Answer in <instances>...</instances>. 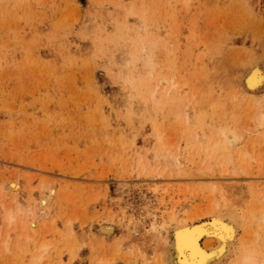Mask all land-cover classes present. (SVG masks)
<instances>
[{"label": "rangeland", "instance_id": "obj_1", "mask_svg": "<svg viewBox=\"0 0 264 264\" xmlns=\"http://www.w3.org/2000/svg\"><path fill=\"white\" fill-rule=\"evenodd\" d=\"M227 175L264 264V0H0V264H176Z\"/></svg>", "mask_w": 264, "mask_h": 264}, {"label": "bare ground", "instance_id": "obj_2", "mask_svg": "<svg viewBox=\"0 0 264 264\" xmlns=\"http://www.w3.org/2000/svg\"><path fill=\"white\" fill-rule=\"evenodd\" d=\"M258 64V63H257ZM261 68V67H260ZM229 143V142H228ZM231 143V141H230ZM232 144V143H231ZM249 165V163H248ZM215 167V166H214ZM212 169V168H211ZM216 169V168H214ZM235 170V169H234ZM228 171V170H227ZM215 170H213L212 172H207L206 171V175L208 176H215ZM218 172V171H217ZM226 172V171H225ZM204 174V172H202ZM200 173V174H202ZM234 174H238V173H234ZM204 175V176H206ZM220 176V175H219ZM218 177V176H217ZM223 177V176H222ZM242 177V176H241ZM205 178V177H204ZM203 178V179H204ZM216 178V177H215ZM220 178V177H219ZM207 179V178H206ZM225 179V183H227V185L223 186V188L221 189V194H220V198L219 199V203H223V205H219L218 201L216 202V209H211L210 207V214H209V218L205 219V220H201L199 222H190L191 218L190 216L188 217L190 221L188 220H182V219H177L178 216H175V220L177 222L176 226L168 229L167 226H163L162 228H164L165 230H167L166 232L171 236V239H169L168 241L171 240V253L175 256V259L177 261L176 264H211L214 260L219 259V258H223L226 257L225 255L227 254V252L229 253L230 249L232 247H234V244H236V241L238 240V227L240 225L238 219V213L237 211L238 208H236V204L235 206L232 205V203L230 204V201H228V199L226 198L227 196H235V194H239L241 193V191H245L247 189V187H249V185L244 189L241 188V186H244L243 184L240 185H236L234 182H237V180H234L235 177H224ZM217 180V179H216ZM219 180V179H218ZM207 181L206 183L211 185L213 181L211 180H205ZM217 183V182H216ZM240 183V182H239ZM218 184V183H217ZM224 184V183H223ZM214 187V186H213ZM241 188V189H239ZM261 188V187H260ZM240 191H239V190ZM250 190V189H249ZM255 190V189H254ZM262 190V189H261ZM224 191V192H223ZM239 191V192H236ZM248 191V189H247ZM251 191V190H250ZM258 190L254 191L255 194L253 197H256L257 195H261L264 192H257ZM263 191V190H262ZM234 192V193H233ZM246 192V191H245ZM232 193V194H231ZM247 193V192H246ZM244 193H242L241 195H243ZM240 195V194H239ZM251 194L249 193V196ZM232 196V198H233ZM258 196V197H259ZM242 197V196H241ZM252 197V196H251ZM256 197V204L257 207L252 211L253 213H251L250 218L251 219V224H254V222H256V224L259 227H263L264 226V205H260V202L263 198L264 200V195L263 197H261L260 199ZM231 198V197H229ZM241 200H239L240 202H243L245 199V196L243 198H240ZM243 199V201H242ZM248 200V199H247ZM260 200V202H259ZM262 200V201H263ZM249 201V200H248ZM254 202V201H253ZM259 202V203H258ZM233 203V204H234ZM246 203V202H244ZM264 203V202H263ZM241 205V203H239ZM253 204V203H252ZM255 204V205H256ZM231 205V206H230ZM223 206H229L227 208H229V211L223 213L222 212V208ZM238 207V206H237ZM40 208V207H39ZM242 208V207H240ZM225 211V210H224ZM247 213V212H246ZM244 211V214H246ZM201 214V213H200ZM243 214V215H244ZM195 216V215H194ZM245 216V215H244ZM244 218V217H243ZM241 222V221H240ZM36 223V222H35ZM110 226V225H109ZM105 228V227H104ZM110 228V227H109ZM154 228V227H153ZM247 228V227H246ZM251 228V227H250ZM108 229V228H107ZM255 229V228H254ZM253 226H252V230ZM261 229V228H260ZM163 230V229H162ZM247 230V229H246ZM250 230V229H249ZM255 231V232H254ZM252 231L255 234L256 229ZM250 232V231H249ZM264 232V228L263 231ZM165 233V235L167 234ZM248 233V232H247ZM158 234V233H157ZM164 234V233H163ZM249 234V233H248ZM251 234V233H250ZM259 234V233H258ZM164 235V236H165ZM168 235V236H169ZM167 236V235H166ZM244 236H246V234H244ZM256 236H258L256 234ZM254 236V237H256ZM243 237V236H242ZM249 239L247 240H251L252 236H248ZM251 237V238H250ZM161 238V236H160ZM240 239V238H239ZM244 239V238H243ZM259 239V238H258ZM164 239L162 238V241ZM257 240V239H256ZM255 240V241H256ZM241 241V240H240ZM244 241V240H243ZM254 241V242H255ZM253 242V243H254ZM159 243V242H158ZM161 243V240H160ZM168 243V242H167ZM256 243V242H255ZM254 243V244H255ZM242 244V243H241ZM253 244V245H254ZM244 245V243H243ZM262 245V244H261ZM264 245V244H263ZM165 246V245H164ZM264 247V246H263ZM163 248V247H162ZM166 248V247H165ZM237 248V246H236ZM241 248V247H240ZM260 248V247H259ZM262 248V247H261ZM242 249V248H241ZM254 249V248H253ZM263 249V248H262ZM163 250V249H162ZM161 250V251H162ZM243 250V249H242ZM251 250V249H250ZM264 250V249H263ZM256 251V250H255ZM238 252V251H237ZM258 252V250H257ZM249 253V252H248ZM263 253V252H262ZM167 254V253H166ZM232 254V253H231ZM264 254V253H263ZM245 255V254H244ZM247 256H245L244 261L242 264H251L250 261V257L248 254H246ZM161 256V255H160ZM166 256V255H165ZM260 256V255H259ZM264 256V255H263ZM162 258V257H161ZM174 258V257H173ZM255 258V256H254ZM257 258V257H256ZM174 259V260H175ZM261 259V258H260ZM240 260V262H242ZM162 262V261H161ZM254 262V261H253ZM218 263V261H217ZM256 263V262H255ZM261 263V262H260ZM239 264V263H238ZM253 264V263H252ZM263 264V263H262Z\"/></svg>", "mask_w": 264, "mask_h": 264}]
</instances>
